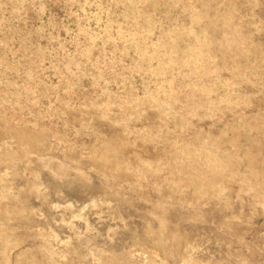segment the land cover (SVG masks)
I'll list each match as a JSON object with an SVG mask.
<instances>
[{
	"label": "rangeland",
	"instance_id": "374dc122",
	"mask_svg": "<svg viewBox=\"0 0 264 264\" xmlns=\"http://www.w3.org/2000/svg\"><path fill=\"white\" fill-rule=\"evenodd\" d=\"M0 264H264V0H0Z\"/></svg>",
	"mask_w": 264,
	"mask_h": 264
}]
</instances>
